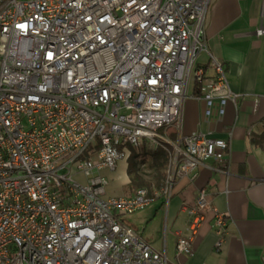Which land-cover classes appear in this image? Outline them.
I'll use <instances>...</instances> for the list:
<instances>
[{
	"label": "built area",
	"instance_id": "2783aa9c",
	"mask_svg": "<svg viewBox=\"0 0 264 264\" xmlns=\"http://www.w3.org/2000/svg\"><path fill=\"white\" fill-rule=\"evenodd\" d=\"M210 1L0 0V264H170L120 220L149 206V190L107 197L101 171L128 147H161L169 169L152 194L169 197L174 175L228 150L180 134L187 90L206 120L237 98L206 48ZM202 52L208 71L195 66ZM208 211L201 191L178 255H192Z\"/></svg>",
	"mask_w": 264,
	"mask_h": 264
},
{
	"label": "crops",
	"instance_id": "0c3cea01",
	"mask_svg": "<svg viewBox=\"0 0 264 264\" xmlns=\"http://www.w3.org/2000/svg\"><path fill=\"white\" fill-rule=\"evenodd\" d=\"M259 28L264 29V0L210 1L206 48L221 63L237 98L225 105L221 119L206 120L203 102L187 90L180 134L222 139L228 150L201 162L192 176L174 175L169 197L154 196L152 191L164 186L168 168L163 186L150 190L149 206L120 217L155 250L164 251L170 264H264V33L256 36ZM195 66L208 71L206 53L198 54ZM125 161L101 171L108 180L107 197H129L138 188L131 186ZM201 191L214 214L224 216L223 243L216 252L219 234L208 211L193 238L192 255H178L177 239L187 233L189 210Z\"/></svg>",
	"mask_w": 264,
	"mask_h": 264
},
{
	"label": "trees",
	"instance_id": "16d2710c",
	"mask_svg": "<svg viewBox=\"0 0 264 264\" xmlns=\"http://www.w3.org/2000/svg\"><path fill=\"white\" fill-rule=\"evenodd\" d=\"M151 168L154 171L150 181L142 180L137 174V168L134 164H128V174L130 176L131 186L134 187H145L149 190L155 188L160 189L166 178V171L169 165V159L167 151L161 147H158L154 152L151 153Z\"/></svg>",
	"mask_w": 264,
	"mask_h": 264
},
{
	"label": "rangeland",
	"instance_id": "374dc122",
	"mask_svg": "<svg viewBox=\"0 0 264 264\" xmlns=\"http://www.w3.org/2000/svg\"><path fill=\"white\" fill-rule=\"evenodd\" d=\"M158 147H153L152 145L145 142L142 146L132 148L128 147L130 151L129 158L125 161L128 164H134L137 168L138 176L144 181H150L154 175V171L151 168V153L154 152ZM145 188V187H140ZM147 189V188H146ZM155 189V188H153Z\"/></svg>",
	"mask_w": 264,
	"mask_h": 264
}]
</instances>
